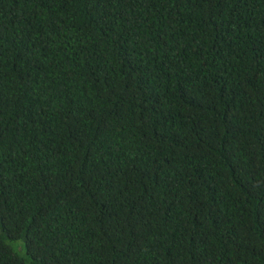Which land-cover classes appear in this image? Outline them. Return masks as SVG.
<instances>
[{
  "label": "trees",
  "instance_id": "16d2710c",
  "mask_svg": "<svg viewBox=\"0 0 264 264\" xmlns=\"http://www.w3.org/2000/svg\"><path fill=\"white\" fill-rule=\"evenodd\" d=\"M0 264H264V0H0Z\"/></svg>",
  "mask_w": 264,
  "mask_h": 264
},
{
  "label": "rangeland",
  "instance_id": "374dc122",
  "mask_svg": "<svg viewBox=\"0 0 264 264\" xmlns=\"http://www.w3.org/2000/svg\"><path fill=\"white\" fill-rule=\"evenodd\" d=\"M21 245H22V244H21ZM19 255H20V257H22V258H25V257H26L24 250H23V254L21 253V254H19Z\"/></svg>",
  "mask_w": 264,
  "mask_h": 264
}]
</instances>
